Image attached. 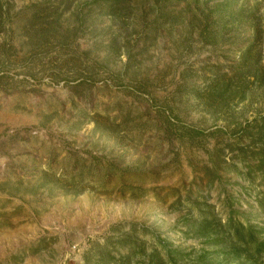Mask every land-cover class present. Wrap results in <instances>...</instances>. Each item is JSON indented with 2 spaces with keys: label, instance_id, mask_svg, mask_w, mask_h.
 Here are the masks:
<instances>
[{
  "label": "rangeland",
  "instance_id": "1",
  "mask_svg": "<svg viewBox=\"0 0 264 264\" xmlns=\"http://www.w3.org/2000/svg\"><path fill=\"white\" fill-rule=\"evenodd\" d=\"M262 242L264 0H0V264Z\"/></svg>",
  "mask_w": 264,
  "mask_h": 264
},
{
  "label": "trees",
  "instance_id": "2",
  "mask_svg": "<svg viewBox=\"0 0 264 264\" xmlns=\"http://www.w3.org/2000/svg\"><path fill=\"white\" fill-rule=\"evenodd\" d=\"M249 230H250V232H252V227H249ZM251 235H250V241H253V233H250ZM252 243V242H251ZM260 247H262V249H263V251H264V242H262V246L260 245ZM258 252L260 253V250H258ZM262 253V252H261Z\"/></svg>",
  "mask_w": 264,
  "mask_h": 264
}]
</instances>
